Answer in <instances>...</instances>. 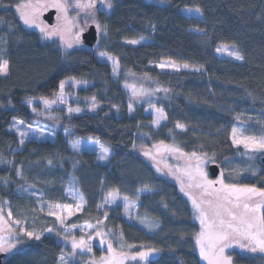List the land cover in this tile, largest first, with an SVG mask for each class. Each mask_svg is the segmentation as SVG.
<instances>
[{
    "label": "trees",
    "instance_id": "16d2710c",
    "mask_svg": "<svg viewBox=\"0 0 264 264\" xmlns=\"http://www.w3.org/2000/svg\"><path fill=\"white\" fill-rule=\"evenodd\" d=\"M20 1L0 0V62L8 63V72L0 74V199L8 204L11 219L25 229L18 249L6 255L4 264H59L61 252L71 251L69 235L39 202L72 203L67 194L72 178L84 204L69 223L103 221L115 240L122 238L135 250L159 252L146 264H205L196 251L200 223L188 199L143 148L164 142L186 153L213 154L223 171L231 163L229 182L264 189V151L256 159L258 172L245 174L243 167L239 170L245 165L244 149L231 138L235 120L264 113V0H114L110 13L91 12L90 20L103 28L98 46L70 51L27 28L16 13ZM184 7L198 8L202 15H187ZM135 39L139 43H131ZM219 44L236 47L243 59L219 55ZM99 51L117 58L119 77L99 58ZM160 61L193 69L159 70L155 63ZM127 69L149 73L162 88L155 100L138 105L132 114L123 84ZM67 78L87 83L78 94L96 98L98 105L63 114L53 140L21 142L8 128L12 120H39L27 100L55 96ZM150 103L163 106L167 115L156 129L148 126L151 119L144 113ZM256 117L249 121L258 131L262 119ZM65 127L76 137L99 139L111 152L109 160L101 162L96 151H73L62 132ZM143 132L149 137H141ZM27 186L42 194L25 192ZM140 189L148 191L139 195ZM112 191L140 201L138 210L158 218L162 226L150 233L118 211L101 209L104 195ZM92 247L95 255L103 253L100 246ZM229 255L233 264H264L262 252L235 247Z\"/></svg>",
    "mask_w": 264,
    "mask_h": 264
},
{
    "label": "rangeland",
    "instance_id": "374dc122",
    "mask_svg": "<svg viewBox=\"0 0 264 264\" xmlns=\"http://www.w3.org/2000/svg\"><path fill=\"white\" fill-rule=\"evenodd\" d=\"M157 1V0H148ZM90 0H21L16 6V13L22 20L25 26L29 29H35L40 32L41 38L44 41L55 42L62 50L70 51L72 49L86 45L82 41V33L91 25L95 24L98 29V34L103 33L102 26L94 19L91 21V12H97V10L105 11L110 13L114 7V0H91L93 7H80L78 5H88ZM62 4L65 7H57L54 5ZM111 5L109 7L108 5ZM22 5H30V7H20ZM55 8L57 13L54 15L52 23L47 22L43 15L50 9ZM183 12L187 15L201 16L202 13L198 8L184 7ZM22 13L29 14L30 18L34 20V23H25ZM99 40V38H98ZM136 41H139L135 39ZM145 40V38H141ZM133 41V40H132ZM98 46V41L95 43L93 48ZM227 46L226 51H217L218 48L224 49ZM217 53L221 56H232L237 59L235 55L230 53H238L242 57L241 53L236 47L232 45L219 44L217 46ZM103 53L104 55H101ZM98 56L101 60H106L113 66L115 77H119L122 73L121 67L116 57L111 56L103 51L98 52ZM242 60V59H237ZM159 70L166 71H180L182 69H191L192 67L186 64H180L173 61H160L155 63ZM161 65H165L161 67ZM193 69V68H192ZM123 84L129 93V113L132 114L136 107L143 102L155 100L159 96V92L162 90L161 86L153 83V78L149 73H137L130 69L123 71ZM64 83L63 89L59 88L55 96L51 98L47 97H34L27 100L28 106L33 112H36L41 118L36 122L29 123L23 119L15 118L9 125V129L18 134L19 140L25 142L29 139L36 140H53L56 131L61 127L60 120L63 114L72 115L80 113L83 110H92L98 105L96 98H83L78 94V90L82 87H87V83L77 80L75 78H67L61 81ZM60 83V85H61ZM160 90V91H159ZM159 110V113H158ZM144 113L150 117L148 126L153 129L158 128L167 119L166 111L163 106H158L156 103H150L146 106ZM158 114L164 118L160 119L159 124L155 123L158 118ZM249 119L235 120L231 128V138L233 128L238 129L237 139L253 138L257 141L264 138V113L258 115L248 114ZM260 122V128L256 131V128L251 127L250 118H257ZM253 128V130L250 128ZM184 127V126H183ZM180 127V128H183ZM62 132L68 139L70 148L75 152H81L83 150L96 151L99 156V160L103 163L107 162L110 158L111 152L105 147L99 139L93 137L79 138L73 133L70 127H65ZM242 133V135H240ZM140 135V134H139ZM141 137L147 136L143 132ZM234 142V140H233ZM236 146H242L243 152L241 153L245 162V165H241L239 170L244 168L245 174L257 173L259 165L256 163V159L259 154L263 152L262 149H255L252 147H246L245 144H237ZM145 156L155 165V167L164 175L171 177L175 180L182 193L188 199L190 207L195 214L196 220L200 223V212L193 204V197L200 200L201 190L196 187H189V179L187 171H195L196 167L199 166L204 173L207 175V179L212 181H219L223 178L225 185H235L236 187H244L250 185L232 183L228 181L227 176L231 174V166L228 163L227 168L220 173L217 177H212L209 172V164L216 162L213 154H194L186 153L180 147L175 144L154 142L151 148H143ZM2 160H0V164ZM229 166V167H228ZM236 175V174H235ZM4 184L7 185V180H3ZM214 187L219 188L220 184L216 183ZM259 189V188H258ZM147 189H140L139 195L147 192ZM25 192L35 195H41L39 189L36 187L27 186ZM67 194L71 198L72 203H49L45 201L39 202V208L49 216H54L57 222L62 226L63 232L68 234V244L71 247V251H63L60 255L59 264H146L148 259L159 254L158 251H151L153 249L140 248L135 250V246L127 244L122 238L110 234V230H107L106 225L102 222L95 224L91 222L84 223H69L78 212L81 211L84 204L83 196L79 191L76 180L72 178L68 184ZM255 202H259V197L254 198ZM140 201L130 199L125 196H120L118 193L112 191L104 195L102 203L100 204L101 209H110L118 211L121 216L127 220L135 223L140 228L152 233L158 230L162 223L158 218H155L145 212L138 210ZM59 205V207H55ZM207 208V205H204ZM10 208L7 203H3L0 199V252L10 254L18 249V241L22 234L25 233V229L19 227V222L11 219ZM50 213H56L55 215ZM108 213L106 214V216ZM63 219V223H61ZM200 228L197 233L202 230ZM50 231V229L48 230ZM100 233V236H97ZM83 238L89 245V248H73L72 241L75 239L79 241ZM110 241L112 248L109 249L107 244H101L100 240ZM197 241V238H196ZM118 242V246L116 243ZM98 245L103 249V253L95 255L93 252V245ZM131 245V247H129ZM239 247L243 252H253L248 248H242L237 243H232L230 247L226 248L224 255L230 257L229 250L231 248ZM90 249V250H89ZM196 251L199 253L201 260L205 264H209V261L203 258L200 254V248L198 242H196ZM147 252L148 256L146 259H141L137 253ZM256 252H260L257 250ZM115 254V257H114ZM123 255L127 258L120 260V256ZM132 256H136V259H131ZM231 264L232 258H231Z\"/></svg>",
    "mask_w": 264,
    "mask_h": 264
},
{
    "label": "snow or ice",
    "instance_id": "6c2138e0",
    "mask_svg": "<svg viewBox=\"0 0 264 264\" xmlns=\"http://www.w3.org/2000/svg\"><path fill=\"white\" fill-rule=\"evenodd\" d=\"M54 6L65 7L62 4ZM78 6L93 7V4L90 0L88 5L81 4ZM108 6L111 7L110 4ZM20 7H30V5H22ZM22 16L25 23H34L29 14L22 13ZM131 43H139V41L133 40ZM226 50L227 46L224 49H217L218 52ZM230 54L235 55L237 59H243L238 53ZM101 55L104 54L101 53ZM164 66L161 65V67ZM7 72V61L0 62V74ZM60 87L63 89V82ZM162 118L164 117L158 114L155 123L159 124ZM177 126L183 127V125ZM237 135L238 129L233 128L232 137L235 143H243L246 147L264 150V138L259 141L253 138L237 139ZM186 174L189 179V187H196L201 190L199 202L193 197V204L200 212V223L203 226L202 230L196 234L201 256L207 259L209 264H231V258L226 257L224 251L232 243H237L242 248H248L253 252L259 250L264 253V212L261 211L264 208V189L225 185L222 176L219 181L209 180L206 173L199 166L196 167L195 171L189 170ZM216 183L220 184L219 188L214 187ZM255 197H259V202L254 201ZM204 205H207V208ZM55 207H59V205ZM50 214L55 215L56 213ZM8 215L10 216L11 212ZM61 223H63V219H61ZM27 235L32 236L33 234L27 233ZM100 235V233H97V236ZM36 238L39 239V237ZM100 243H106L109 249L112 248L110 241L101 239ZM72 247L89 248V245L81 238L79 241L73 239ZM137 255L141 259H146L148 253L140 252ZM125 258L127 257L120 256L121 261ZM131 259H136V256H132Z\"/></svg>",
    "mask_w": 264,
    "mask_h": 264
},
{
    "label": "water",
    "instance_id": "95a60500",
    "mask_svg": "<svg viewBox=\"0 0 264 264\" xmlns=\"http://www.w3.org/2000/svg\"><path fill=\"white\" fill-rule=\"evenodd\" d=\"M56 13L55 8L49 9L44 15V19L52 23L54 19V15ZM82 41L84 44L92 47L95 45V43L98 41L99 34H98V29L95 24H91L81 35ZM261 162L264 164V156L261 157ZM221 167L219 163L217 162H212L209 164V172L212 177H217L220 173ZM6 253L0 252V264H4V260L6 258Z\"/></svg>",
    "mask_w": 264,
    "mask_h": 264
},
{
    "label": "flooded vegetation",
    "instance_id": "af4514ba",
    "mask_svg": "<svg viewBox=\"0 0 264 264\" xmlns=\"http://www.w3.org/2000/svg\"><path fill=\"white\" fill-rule=\"evenodd\" d=\"M51 9V8H50ZM56 13H57V10H56Z\"/></svg>",
    "mask_w": 264,
    "mask_h": 264
}]
</instances>
